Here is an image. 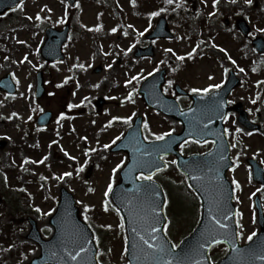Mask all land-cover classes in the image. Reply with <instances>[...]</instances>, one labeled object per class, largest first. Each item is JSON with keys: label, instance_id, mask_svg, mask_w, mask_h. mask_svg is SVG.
Listing matches in <instances>:
<instances>
[{"label": "rangeland", "instance_id": "1", "mask_svg": "<svg viewBox=\"0 0 264 264\" xmlns=\"http://www.w3.org/2000/svg\"><path fill=\"white\" fill-rule=\"evenodd\" d=\"M159 1L165 4L164 8ZM78 3L79 10L70 20L71 11L65 0H26L23 8L0 18V78L11 74L18 88L14 95L0 90V143L4 144L0 147V169L4 171L0 174V264H26L37 255L38 247L28 239L31 224L27 217L37 219L43 235L49 236L52 232L49 217L56 208L62 186L74 193L83 216L88 217L96 234L101 262L106 259V264H128L122 217L109 195H104L107 185L118 181L121 169L115 173L113 169L118 164L124 166L127 155L110 150L138 115L149 126L143 127L147 139H154L150 133L181 131L179 121L149 108L137 93L149 73L158 70L167 71L164 93L175 97L182 108L192 101L188 95L176 93L177 84L195 93L191 89L224 84L231 69L241 79L229 101L242 102L250 119L261 125L259 131L251 132L237 122L235 113L225 120L235 161L229 178L236 192L237 225L241 241L246 242L249 235L259 230L253 205L256 194L264 206V185L253 180L248 163L253 157L264 166V69L261 70L264 53H259L253 44L257 37L264 40V0H252V4L245 0H172L171 4L167 0H135V3L78 0ZM152 12L160 15L153 17ZM161 15L170 16L168 27L174 36L149 40L147 35ZM241 19L251 28L248 34H243L239 27ZM75 22L79 23V29ZM67 23L73 33L70 31L63 45L65 59L47 65L41 54L45 28L51 25L62 29ZM150 44L154 47L153 55L137 56L139 48ZM179 56H184V60L178 59ZM39 71L44 86L40 98L36 97ZM133 76L142 78L126 84ZM70 79L73 83L67 92L65 86ZM133 90V100L129 101L126 97ZM69 104L74 107L69 108ZM45 110L53 112L52 120L48 126L39 127L37 116ZM113 117H132V121L129 125L124 120L114 121ZM237 128L243 131L237 132ZM116 137L120 139L113 144ZM105 144L110 147L104 148ZM206 148L187 143L183 150ZM167 161L169 169L158 173L155 179L169 198L166 232L177 245L196 226L201 207L198 198L184 189L186 179L176 171L174 160ZM65 172L72 175L60 179ZM105 202L109 204L108 211H104ZM94 227L100 231L99 236ZM225 253L224 245L215 246L211 258L218 260Z\"/></svg>", "mask_w": 264, "mask_h": 264}, {"label": "water", "instance_id": "2", "mask_svg": "<svg viewBox=\"0 0 264 264\" xmlns=\"http://www.w3.org/2000/svg\"><path fill=\"white\" fill-rule=\"evenodd\" d=\"M22 0H0V15L7 13L18 6ZM74 5L76 0H69ZM242 30L249 31L244 22L240 23ZM68 27L62 32L53 29H47L48 39L42 48V54L50 62L62 60V44L66 40ZM171 37L172 34L166 28V20L162 18L150 37ZM58 37V38H55ZM257 48L264 52V44L261 40L255 41ZM152 53V48L144 51ZM165 82V71L155 73L150 77L145 85L139 89L144 99L150 107L170 115L183 124L181 133H173L163 141L146 142L142 137L141 125L142 119L138 117L135 125L129 130L125 138L117 145L116 150H126L129 155V162L121 171V181L112 191V200L120 209L125 221L127 235V259L129 264H156V261L148 255L151 249L143 244L140 239H150L149 224L152 223V217L155 216L159 222L154 226L158 229L156 233L159 238L167 242L169 246L173 245L164 232L166 215L164 213L165 195L161 185L155 181L139 180L138 174L143 172L146 176L153 175L166 168L163 160L165 155H175L179 169L187 176L191 187L196 191L201 199L202 214L200 221L191 235L186 237L179 247L173 249L174 253L184 256L190 253L192 259L188 264H210L209 251L218 243H212L206 248L203 254H197L193 249L200 240L201 234L208 233L214 236L219 243H226L229 252L226 257L219 260L217 264H264V260L253 257L250 253L256 252L257 256L264 255L260 246L264 244V211L259 196L255 198V206L258 210L259 224L261 231L249 242L241 244L236 224V206L234 204L233 185L227 178V171L234 163L230 155V144L225 132L224 119L220 118L219 113H228V95L234 87L239 84L236 75L231 72L227 84L220 90L209 95L192 96L194 104L186 110H181L178 103L164 96L162 85ZM153 84V92L150 85ZM0 87L9 93H15L16 87L8 75L0 82ZM44 90L42 87V78L39 74L37 96H42ZM223 101V107L217 111L214 107V101ZM239 112V122L245 127L256 130L259 125L253 124L247 117L240 103L233 107ZM51 112L43 113L38 124L46 125L51 119ZM211 119V123H209ZM205 125L207 127L205 128ZM194 138L199 141L212 139L215 141L214 148L206 154H193L190 156L182 155L178 148L186 139ZM167 147V151H161ZM253 168L254 179L264 183V169L256 159L249 160ZM192 177H200L194 180ZM149 186L155 188L158 196H154L149 190ZM156 211L153 213V207ZM226 211L228 219L224 220L222 215L216 209ZM212 209V211H210ZM217 216L222 223L229 225V230L235 233L236 245L227 242V237L223 235V230L219 228L212 220V216ZM32 223V233L30 237L40 246L39 256H36L30 264H99L97 253L98 247L94 240V233L89 225L81 218L80 209L76 205L75 198L66 188L61 189L60 201L57 209L50 218V223L54 227V233L48 239L43 238L36 227V222L30 219ZM135 229L136 231H133ZM155 243V241H150ZM83 246L86 250L80 253L76 260H72L68 252L75 255L79 247ZM239 249L240 251H237ZM175 264V260L166 257Z\"/></svg>", "mask_w": 264, "mask_h": 264}, {"label": "snow or ice", "instance_id": "3", "mask_svg": "<svg viewBox=\"0 0 264 264\" xmlns=\"http://www.w3.org/2000/svg\"><path fill=\"white\" fill-rule=\"evenodd\" d=\"M167 2L169 4L172 3V0H167ZM214 2H218V0H214ZM232 2H235V0H232ZM245 2L247 4H252V0H245ZM133 3H135V0H133ZM20 7L23 8V3L21 2L20 4ZM50 11V9H49ZM160 15L159 12H152L151 13V16L155 17V16H158ZM29 19H32L31 17H29ZM36 19H40L39 16L36 17ZM113 32L116 31L115 28L112 29ZM262 31H264V29H262ZM141 35H143V33H141ZM128 51H131V48L128 49ZM168 51H172L171 49H169ZM188 56H191L192 53H188L187 54ZM184 56H179L178 59L180 60H184ZM25 59H27V57H25ZM229 59H231V57H229ZM233 63H235V61H232ZM79 67L83 68L84 65H79ZM109 68H111L112 66L111 65H108ZM242 72L244 71V69H240ZM227 71V69L225 70ZM149 75H151V73H149ZM139 78H142V77H139ZM137 76H133L131 78V80H128L126 81V84H131L132 81L134 80H138L139 79ZM209 79H212V77H209ZM169 83L171 84V81H169ZM221 87L220 84H212L210 85L209 87H205L203 89H200V88H193L191 89L192 92H195V93H203V94H208L212 89H219ZM165 91H167V89H165ZM134 92L135 90H133L132 93H129L128 96L126 97L127 100L129 101H132L133 100V95H134ZM134 102V101H133ZM223 101H220V100H217V101H214V107L217 111H219L220 108L223 107ZM253 103H255V101H253ZM69 108H72L74 107V105L72 104H69L68 105ZM220 115V118L221 119H225L226 118V113H223V112H220L219 113ZM61 118L63 119L64 118V114L61 113ZM113 120H124L125 123H128L129 125L131 124V121H132V117H113ZM209 123H211V119H209L208 121ZM112 121H109V124H111ZM143 127L145 129H148V124L147 122H145L143 124ZM207 127V125H205V128ZM150 131V130H149ZM237 132H241L243 131V129L241 128H237L236 129ZM152 137H154L155 140L157 141H163L165 140V137H168L171 135V133L169 132H165V133H162V134H157V133H150ZM86 139V138H85ZM120 137H116L115 140L112 141L113 144L116 143V140H119ZM145 139H147V137H145ZM196 143H200L199 140L196 141ZM233 147H236V145H232ZM104 148H109L110 145L108 144H105L103 145ZM92 151H95V149H92ZM161 151H164L166 152L167 151V147H163L161 149ZM162 158V157H161ZM73 159H75V157H73ZM42 162V161H40ZM172 163H175V161H173ZM123 167L122 164H118L116 166V168L113 169V173L117 172L119 169H121ZM159 167H157V171H159ZM72 173L70 172H65L63 174V176L59 177L60 179H63L64 176H71ZM139 179L140 180H147V181H152L153 180V175H145L143 172L140 173V176H139ZM192 179L194 180H199L200 177H192ZM234 183H236V186L237 188H239V183L234 181ZM189 188H191V185H189ZM149 190L152 192V194L154 196H158L159 195V192L155 189V188H152L151 186H149ZM113 191V183H109L107 185V191L104 193L105 196H108L110 193H112ZM237 200H239V197H236ZM85 208L87 209L88 206L86 205ZM109 210V204L108 202H105L104 204V211H108ZM117 212L120 211L119 208H116L115 209ZM37 211H40L39 209H37ZM153 213L156 211V207L154 206L153 209H152ZM210 211H212V209H210ZM216 211H218L224 220H227L228 219V214L226 211H222L221 209H216ZM238 215L242 216L243 213H238ZM85 219H88L87 216H85ZM212 220L215 222V224L217 226H219L220 229L223 230V235H225L228 239H227V242L232 244L233 248H235V245H236V241H235V233L231 232L229 230V225L226 224V223H222V220L220 218H217V216H212ZM159 220L153 216L152 217V223L149 224V228H150V232H149V236H150V239H144V237H141L140 239L143 241V244L147 245L149 249H151V252L148 253L149 256L152 257V259L154 261H156V264H172V261L168 260V259H165L166 257H171L173 260H175V264H188V262L192 259V256L190 253L188 254H185L184 256H179L178 254L174 253L173 249L179 247V245H176V244H173L171 246H169L167 244V242H164L162 241L159 236L156 234L158 232V229L154 226L155 223H158ZM237 223L239 224V221H237ZM107 227L111 228V225H107ZM120 227L122 228L123 227V224L120 225ZM242 227V225H241ZM133 231H136L135 229H133ZM240 235H242V233H240ZM256 236V233L253 232L251 235L248 236V240H252L253 237ZM150 241H155V243H152ZM220 241L216 240L214 236H211L210 234L208 233H203L201 234V237H200V240L197 241V245L196 247L193 249L194 252H196L197 254H203L204 250L208 247L211 246L212 243H219ZM260 250L262 252H264V244H262L260 246ZM65 252L68 253V256L72 259V260H76L77 257L80 256V253H83L85 252L86 250L84 249L83 246H80L79 247V251L73 255L71 252H68V249L65 248L64 249ZM237 251H240L239 249H237ZM253 257L255 258H258L260 260H264V255H259L257 256L256 252H251L250 253Z\"/></svg>", "mask_w": 264, "mask_h": 264}, {"label": "bare ground", "instance_id": "4", "mask_svg": "<svg viewBox=\"0 0 264 264\" xmlns=\"http://www.w3.org/2000/svg\"><path fill=\"white\" fill-rule=\"evenodd\" d=\"M83 52H87V48H84L83 49ZM117 69L115 68L114 69V71H116ZM73 83V80L72 79H70L69 80V82H68V84L65 86V90L67 91V92H69L70 90H71V84Z\"/></svg>", "mask_w": 264, "mask_h": 264}, {"label": "trees", "instance_id": "5", "mask_svg": "<svg viewBox=\"0 0 264 264\" xmlns=\"http://www.w3.org/2000/svg\"><path fill=\"white\" fill-rule=\"evenodd\" d=\"M184 189H186L187 191H189L188 187L186 185H184ZM189 194L192 195V193L189 191ZM106 263V259L104 260V264Z\"/></svg>", "mask_w": 264, "mask_h": 264}, {"label": "flooded vegetation", "instance_id": "6", "mask_svg": "<svg viewBox=\"0 0 264 264\" xmlns=\"http://www.w3.org/2000/svg\"><path fill=\"white\" fill-rule=\"evenodd\" d=\"M207 145H210L211 143L210 142H208V143H206Z\"/></svg>", "mask_w": 264, "mask_h": 264}]
</instances>
